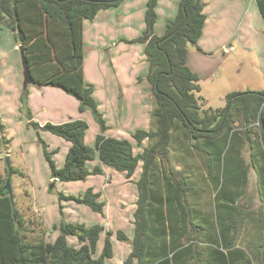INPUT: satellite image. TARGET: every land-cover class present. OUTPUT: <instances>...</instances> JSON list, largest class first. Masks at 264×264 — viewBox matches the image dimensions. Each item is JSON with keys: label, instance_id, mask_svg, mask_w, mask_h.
I'll list each match as a JSON object with an SVG mask.
<instances>
[{"label": "trees", "instance_id": "obj_1", "mask_svg": "<svg viewBox=\"0 0 264 264\" xmlns=\"http://www.w3.org/2000/svg\"><path fill=\"white\" fill-rule=\"evenodd\" d=\"M124 1L0 0V32L4 25L7 26L14 33L17 44L24 46L33 84L58 88L73 96L80 102V111H90L102 130L106 129V124L94 99V86L85 83L83 26L84 21H93L100 11L118 7ZM159 1L147 0L146 28L135 40L145 46L149 65L146 79L151 85L153 108L152 129L138 130L133 137L139 144L147 141L148 147L135 155L133 145L128 140L102 134L96 138L102 164L124 173L128 179L134 176L139 163L143 164L141 178L137 183L139 198L132 252L124 264H147L146 248L151 247L148 237L151 173L158 168L159 160L168 158L170 148L176 143L191 144L206 160L205 165L216 192L214 200L219 223L224 220L220 216L221 209L236 211L235 205L248 183L250 167L255 171L258 192L264 200V90L232 92L227 95L224 108H202L200 78L188 66V48L191 45L201 51L198 41L206 21L205 4L203 0H181L176 17L166 23L164 34L158 36L155 25L158 21L156 8ZM256 4L264 20V0H256ZM24 92L26 97L27 90ZM44 129L71 143L63 169H58L50 154L45 151L53 179L76 182L84 181L89 175L102 174L100 167L92 171L87 168L95 152L84 143L88 129L85 121L74 120L61 125L48 123ZM245 144L249 149L250 165H245L241 155ZM5 182L6 179L0 185V264H106L107 260L113 258L114 233L105 232L101 225L87 228L79 224L61 223L60 235L54 242L27 240L22 234L24 221L16 204L14 212L10 198L1 195ZM164 188L167 193L177 190L180 200L183 193L181 183L176 184L167 177ZM99 198V193L89 190L84 199L77 201L94 212L103 213L105 204ZM223 200L227 205L219 203ZM170 202L172 197L169 198ZM257 218L255 221L262 225V228L259 225V234L264 243V206L259 209ZM236 224L239 223L234 220V235L237 232ZM104 234L101 255L95 258L97 243ZM174 234L171 232L169 245L163 243L162 250L165 253L160 252L156 256V264L175 263L176 253L172 254L171 260L168 256L169 251H174L178 246V240L173 239ZM68 237H77L79 247H71ZM115 237L121 242L128 241L122 231H118ZM221 240L224 247L231 245V259L217 251L220 257L216 264H256L252 254L236 247L235 236L225 238L222 231ZM256 245L260 258L262 256ZM263 245L260 244V247ZM192 246L193 243L189 245L190 248Z\"/></svg>", "mask_w": 264, "mask_h": 264}, {"label": "rangeland", "instance_id": "obj_2", "mask_svg": "<svg viewBox=\"0 0 264 264\" xmlns=\"http://www.w3.org/2000/svg\"><path fill=\"white\" fill-rule=\"evenodd\" d=\"M168 1L172 3L174 0ZM243 9V16L236 10L231 17L225 16L224 21L223 13L214 11L210 20L212 37L208 41H211V51L214 53H207L199 63L202 70L198 75L201 87L199 95L203 97L201 105L204 109L224 108L226 97L232 92L264 90V21L255 2L249 0ZM118 14L120 17L116 15L110 19L102 15L93 23L86 21L83 28L85 83L96 89L94 99L105 121V130L90 111L81 112L80 102L61 89L30 84L25 97L20 45L7 26L4 25L0 32V185L7 178L6 158H9L13 170L14 200L24 221L22 234L32 242L44 239L52 243L60 235L61 223L79 224L87 228L101 225L105 232L114 233L113 264H118L116 251L119 244L121 250L126 248V241L118 242L116 233L122 231L126 236L135 233L139 198L137 183L141 176L136 171L128 179L124 173L104 166L96 147V138L102 134L128 140L133 145L134 154L141 153L148 142L139 144L133 134L138 130L152 129L153 108V100L146 103L143 98L141 109L135 117L127 111V104L134 99L137 101L140 91H145L147 84H150L146 81L149 65L141 47L143 44L135 41L146 26L143 21L141 33L140 22L137 23L134 18L136 15L128 10ZM162 20L160 24L156 23L155 28L161 26ZM158 29L157 33H160ZM74 120H83L88 125L84 143L94 149L95 156L87 168L92 171L100 167L102 174L89 175L84 181L61 182L52 178L45 151L50 154L56 167L63 169L71 143L45 130L44 126ZM241 153L245 162L248 154L243 149ZM141 166L142 163H139L137 170H141ZM249 172V184L241 203L246 211L252 213L261 206V201L255 173L251 168ZM89 190L100 194L99 201L105 204L103 213L94 212L77 201L84 199ZM257 235L252 229L236 235L238 246L247 249L256 263ZM104 239L105 234L97 243L95 258L101 255ZM257 243L261 242L257 240ZM68 244L78 248V238L68 237ZM258 245V250L264 254V245L261 248ZM106 263L110 264V260Z\"/></svg>", "mask_w": 264, "mask_h": 264}, {"label": "crops", "instance_id": "obj_3", "mask_svg": "<svg viewBox=\"0 0 264 264\" xmlns=\"http://www.w3.org/2000/svg\"><path fill=\"white\" fill-rule=\"evenodd\" d=\"M180 1L181 0H174L171 3L168 0H160L158 2L156 11L159 16V22L157 23L160 24L162 18L163 20L161 26H157V28L159 27L158 30L160 31V33H157V28H155V32L157 33L156 35L162 36L164 34L166 23L170 20H173L177 15ZM251 1L255 2L256 4V0ZM203 2L205 4L204 13L206 15V21L202 36L198 41V46L201 51H198L196 47L191 45L188 48V66L197 75H199L202 70L199 63H202V61L206 58L207 53H214L213 51H211L213 49L211 41H208L211 40L212 37V33H210L211 26L209 25V23L210 20L213 19L214 11H220L223 13V21L226 19L225 16L229 15L231 17L233 12L236 10H238L237 13L239 15L243 16V8H246V4L249 2V0H203ZM146 4L147 0H125L118 7L100 11L93 21L88 22L93 23L102 15L103 17L108 18L115 17L116 15L117 17H120V14H118V12L121 13L128 10L133 15H136V17L134 16V18L137 23L140 22L139 28L142 33L144 28L143 21H145ZM242 5L244 7H241ZM86 21H84V23ZM85 24L83 26L84 29L86 27ZM141 47L142 49L145 48L144 45H141ZM85 61L84 77L86 79ZM138 84L141 85L143 83ZM138 84L136 83V85ZM139 94L140 97L137 101H134V99L132 102H129L127 104V111L129 112V115L133 117H135L141 109L143 98L146 99V103L147 101L149 102L150 100H153L150 84H147L145 91H140ZM118 100L120 101L121 99L118 98ZM146 147H148V145ZM246 147L247 145H244L243 147L246 151V155L248 154V158L245 160V165H249V149L248 147ZM242 157L244 158L243 155ZM206 163V160L202 157V154H200L198 149H195L191 144L189 145L188 143L184 144L182 142H179L170 148L168 158H166L165 160H159L158 168L151 173V188L148 200V237L151 247L146 248L145 260L147 264H156V261H158V258H156V256L160 252L165 253V250H162V245L165 242H167V245H169V242L172 240L171 232H175L173 239L178 240V246L176 247V249H174V251L172 252L169 251L168 254L171 260L172 254L176 253L177 258L175 259L174 264H216L218 258L220 257L217 251H221L226 256H228L227 259H231L229 254H231L232 252V247L231 245L229 247L223 246V242L221 240L222 231L225 238L231 239L233 238V236L237 238L236 235L242 233L243 231L252 229L253 231L258 233L257 237H255L256 243L257 240H259L261 243L257 244H264L262 243L261 236L259 234L262 225L255 221L258 219L257 214L259 212V209L263 208L264 206V200H262L258 192L261 206L258 207L256 212L252 213L250 211H246L241 203L242 199L245 196L244 193L249 184L251 171H248L247 186L245 187V190L241 191L242 196L235 205L236 211L232 212L226 208L221 209L220 216L224 219L221 222L223 224L222 225L218 221V216L216 213V201L214 200L216 192L213 189L212 177L208 173V169L205 165ZM251 170H253V168H251ZM142 171L143 164L141 166V170H137L139 177L141 176ZM253 172L255 173L254 170ZM167 177L171 178L176 184L181 183V187H183V193H181L180 200L178 199V194L180 193L177 190L176 192L172 191L171 193H167L165 191L164 185L165 179ZM170 197H172V202L168 203ZM219 203L227 205V202L224 200L220 201ZM234 220L239 223L236 224L235 229L237 232L235 233V235L233 234ZM134 235L135 233L127 236L128 241L125 242L126 248H124V250H121V246L119 244V250L116 251L118 264H124L126 259L131 254L132 240L134 238ZM117 241L119 242V240ZM112 242L114 251L115 243L113 238ZM191 243H193V246L190 248L189 245H191ZM201 245H203L202 248H200ZM235 245L237 248H241L247 251V249L238 246V243H236ZM258 246L260 247V245ZM186 249H188V251ZM258 252H260L262 257L258 258L257 255L256 260L258 261V263H255L264 264V254L260 250ZM114 255L112 259H109L110 264H113L112 261H114ZM135 264L137 263L135 262Z\"/></svg>", "mask_w": 264, "mask_h": 264}, {"label": "water", "instance_id": "obj_4", "mask_svg": "<svg viewBox=\"0 0 264 264\" xmlns=\"http://www.w3.org/2000/svg\"><path fill=\"white\" fill-rule=\"evenodd\" d=\"M19 50L21 52V58H22V67H23V76H24V83L23 87L24 90H27L28 85L33 84V79L29 71L25 49L24 46H20ZM6 164H7V178L4 186V191L2 192V196H8L13 204L14 212H16L15 208V200H14V194H13V188H12V174L13 170L11 168L10 160L9 158H6ZM16 215V213H15Z\"/></svg>", "mask_w": 264, "mask_h": 264}, {"label": "built area", "instance_id": "obj_5", "mask_svg": "<svg viewBox=\"0 0 264 264\" xmlns=\"http://www.w3.org/2000/svg\"><path fill=\"white\" fill-rule=\"evenodd\" d=\"M226 49H228V48H226Z\"/></svg>", "mask_w": 264, "mask_h": 264}]
</instances>
